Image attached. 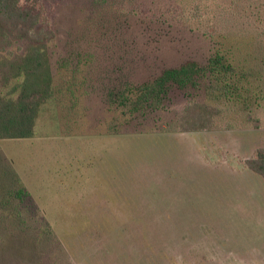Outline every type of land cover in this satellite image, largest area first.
<instances>
[{
    "label": "rangeland",
    "instance_id": "obj_1",
    "mask_svg": "<svg viewBox=\"0 0 264 264\" xmlns=\"http://www.w3.org/2000/svg\"><path fill=\"white\" fill-rule=\"evenodd\" d=\"M204 2L215 14L203 29L264 34V0ZM135 3L144 1L41 0L55 39L0 53V107L7 94L32 97V84H65L80 67L79 102L66 119L72 102H59L53 137L0 145L49 223L0 227V264H264V180L244 164L264 148V106L259 122L231 129L227 119L212 131L141 134L167 129L200 97L190 90L107 134L112 93L188 59L203 62L210 49L196 33L148 30L151 18L134 16ZM65 120L77 134H62Z\"/></svg>",
    "mask_w": 264,
    "mask_h": 264
},
{
    "label": "trees",
    "instance_id": "obj_2",
    "mask_svg": "<svg viewBox=\"0 0 264 264\" xmlns=\"http://www.w3.org/2000/svg\"><path fill=\"white\" fill-rule=\"evenodd\" d=\"M143 1L139 6L135 3L132 11L134 16L151 18L154 26L148 30H155L165 38H172L174 31L196 33L210 42V49L203 62L188 59L164 68L144 82L126 84L112 93L114 110L110 113L112 120L107 134L120 133L116 124L122 118H128L121 122L124 125L137 117L148 118L151 113L165 109L172 94L190 90L199 92L200 97L188 100L175 113L167 129L141 134L153 132L158 137L174 132L212 131L227 119L228 129L236 127L238 120L242 125L259 122V117L254 115L264 106V34L203 29V21L212 22L214 16L211 14H215L204 1L213 0ZM40 3L41 0H0V53H12V48H20L18 44L21 43L45 45L55 39L51 25L42 21ZM63 67L59 71L61 77L65 73ZM79 71V66L70 71L71 77L65 84L54 83L53 78L44 80L38 87L32 84V97L26 93L16 99L13 94H7L9 96L2 99L0 107V145L53 137L57 133L54 123L64 111L59 102L62 99L72 102L67 106L65 119L74 113L79 102ZM74 126V120H65L62 134L74 136L78 133ZM244 164L264 180V148H258ZM47 218L18 163L0 154V227L28 228L36 227L37 223L46 227L49 226ZM148 230L141 229L144 240ZM11 235L17 238L18 234L12 232Z\"/></svg>",
    "mask_w": 264,
    "mask_h": 264
}]
</instances>
